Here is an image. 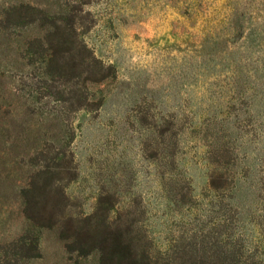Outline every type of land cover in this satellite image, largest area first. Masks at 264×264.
Returning <instances> with one entry per match:
<instances>
[{"label":"rangeland","instance_id":"obj_1","mask_svg":"<svg viewBox=\"0 0 264 264\" xmlns=\"http://www.w3.org/2000/svg\"><path fill=\"white\" fill-rule=\"evenodd\" d=\"M117 229L264 264V0H0V264H101Z\"/></svg>","mask_w":264,"mask_h":264},{"label":"trees","instance_id":"obj_2","mask_svg":"<svg viewBox=\"0 0 264 264\" xmlns=\"http://www.w3.org/2000/svg\"><path fill=\"white\" fill-rule=\"evenodd\" d=\"M68 55V57H66ZM55 57V55H53ZM64 67L70 64L66 59L73 60V69L77 70V76L86 74L83 79L85 81L98 83L105 79H112L115 76L112 67L108 66V73L102 74L97 71L90 64L86 63V56L77 52L65 51L61 57ZM74 59H77L75 61ZM55 61L53 58L51 62ZM48 74V73H47ZM50 74V73H49ZM28 219L32 223H37L39 220H43L44 225L54 226L57 224V220L54 219L52 213L46 215L47 204H49L48 198L32 197L27 199ZM41 222V221H40ZM102 259L101 264H152L149 256L146 254H139L133 241L127 237L121 230L114 231L108 230V242L105 240L102 247Z\"/></svg>","mask_w":264,"mask_h":264}]
</instances>
